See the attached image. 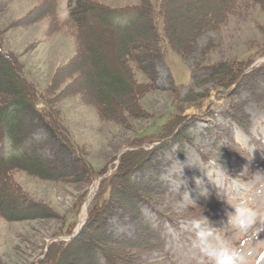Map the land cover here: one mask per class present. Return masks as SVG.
Masks as SVG:
<instances>
[{
	"label": "trees",
	"instance_id": "1",
	"mask_svg": "<svg viewBox=\"0 0 264 264\" xmlns=\"http://www.w3.org/2000/svg\"><path fill=\"white\" fill-rule=\"evenodd\" d=\"M249 1L258 3L264 11V0ZM246 3L247 0H160L154 4L152 0H141L138 5L114 8L98 0H69V16L61 21L58 0H42L23 22L50 17L56 30L60 29L59 24L71 29L77 52L61 69L65 79L60 83L69 80L72 94H80L93 105L101 119L123 122L126 113L138 110L143 94L159 89L157 64L165 57L168 46L185 59L200 54L206 60L214 41L201 49L198 38L210 30H220L230 16L251 14L246 11ZM183 5L196 11L198 22L191 31L178 22ZM1 46L0 39V217L7 221L43 218L48 206L29 197L14 180L16 171L44 179H69L76 175L90 183L102 170H94L87 163L83 145L74 140L55 105L58 96L52 89L57 82L44 92L37 91L23 75L24 67L15 54ZM262 57L264 45L247 56L209 62L203 66L209 69L206 77H193V85L182 99L177 87L172 92L186 104H201L210 97L211 90L204 88L207 83L226 91L228 98L247 93L246 101L230 106L226 118L249 133L245 104L254 101L264 106V63L250 69ZM197 119L173 116L162 125L160 133L134 140L133 149L121 156L117 169L100 180L81 230L76 233V223L71 221L68 229L59 234L72 237L52 241L45 257L35 264H147L141 260L143 255H163L167 242L165 224L178 229L180 218L169 207H162L166 197L179 198L161 178L164 158L175 147L180 154L186 151V145L194 141L191 135ZM39 131L46 134L40 142L35 137ZM204 132L213 138L209 153L200 149L206 162L215 150L232 157H249L230 126L215 120L208 123ZM251 138L263 154L264 143ZM47 147L50 153L44 152ZM75 153L78 157L72 160L70 155ZM145 208L154 213L156 223L146 217ZM185 211L187 217H199L207 212V207L194 206ZM114 220L128 224L130 233L116 234Z\"/></svg>",
	"mask_w": 264,
	"mask_h": 264
},
{
	"label": "rangeland",
	"instance_id": "2",
	"mask_svg": "<svg viewBox=\"0 0 264 264\" xmlns=\"http://www.w3.org/2000/svg\"><path fill=\"white\" fill-rule=\"evenodd\" d=\"M41 1L0 0L1 47L15 54L24 67L23 75L34 84L37 91L44 92L57 82L52 89L58 96L55 105L60 109L74 140L83 145L87 163L94 170H102V173L92 182L86 183L83 182L84 177L82 179L76 175L69 179H44L25 171H16L14 180L28 192L32 200L48 206L49 211L46 217L24 221H7L0 217V262L37 263L45 257L48 242L57 238L63 240L64 236L59 233H64L71 221L77 227L87 216V199L96 195L100 178L117 169L121 156L133 149L131 144L134 140L160 133L162 125L173 116H197L196 127L191 135L194 141L186 145L183 154L178 152V147L167 151L161 174L171 191L179 194L177 200L166 197L162 205L163 208L169 207L173 214H179L178 229L166 223L164 254H146L141 260L144 263L147 261V264H196L194 258L201 256L199 248L202 245L196 239L197 229L193 228V221L206 217L210 223L201 224V229L208 226L222 229L223 240L237 249L243 258L242 264H264V230H259V223L247 233L226 224V212L232 211L231 206L241 201L264 212V153H259L251 138L253 136L264 143V106L254 101L245 104L250 123L247 133L236 122L226 118L230 106L246 101L247 93L228 98L226 91L215 88L213 83H207L204 88L211 90L210 97L201 104H186L184 101L179 102L172 92L173 87H177L182 99L193 85V77H206L209 69L203 66L209 62L236 55L247 56L264 45V11L260 5L247 0L245 9L251 14L240 12L230 16L220 30H210L198 38L201 49L214 41L206 60L200 54L185 59L168 46L165 57L157 64L159 89L143 94L139 98L138 110L126 113L123 122H116L101 119L93 105L86 103L80 94H72L69 80L60 83L59 80L65 79L61 69L66 68L75 56L77 41L67 26L59 24L60 29L56 30V24L52 23L50 17H43L33 23L23 22L24 17L37 8ZM98 1L114 8L134 6L141 2ZM152 1L158 4L160 0ZM68 3L69 0H58L61 21L69 16ZM180 15V25L186 31L193 30L198 22L196 11L183 5ZM215 120L230 126L235 140L246 149L249 157H232L215 150L207 162L204 160L200 149L209 153L213 142V138L204 130L208 123ZM35 137L40 142L46 139V134L39 131ZM44 152L51 151L47 147ZM77 154L70 155V158L77 159ZM200 205L207 207L205 214L199 217L185 216L188 215L186 209ZM144 213L148 219L157 222L149 208H145ZM112 225L116 234L130 233V226L126 223L114 220ZM208 241L215 243L214 236L209 237ZM203 258L208 261L207 257Z\"/></svg>",
	"mask_w": 264,
	"mask_h": 264
},
{
	"label": "clouds",
	"instance_id": "3",
	"mask_svg": "<svg viewBox=\"0 0 264 264\" xmlns=\"http://www.w3.org/2000/svg\"><path fill=\"white\" fill-rule=\"evenodd\" d=\"M231 208L232 211L226 212V224L232 229L247 233L259 223V230H264V212L249 206L246 201H241ZM209 223L206 217L193 221V228L197 229L196 239L202 245L199 248L201 256L194 258L196 264H242L243 258L237 249L223 240L222 229L211 226L201 229V224L209 225ZM213 236L215 243L208 241V238ZM203 257H207L208 261L206 262Z\"/></svg>",
	"mask_w": 264,
	"mask_h": 264
},
{
	"label": "water",
	"instance_id": "4",
	"mask_svg": "<svg viewBox=\"0 0 264 264\" xmlns=\"http://www.w3.org/2000/svg\"><path fill=\"white\" fill-rule=\"evenodd\" d=\"M261 62H264V60H262V61H258L257 64H259V63H261ZM255 65H256V64H255ZM94 195H95V194H94ZM92 198H93V197H92ZM91 200H92V199H91ZM91 200H90V201L87 200V202H86L87 216H86V218H85V220H84L83 222H81L80 224H78L77 232L80 231V229L82 228V226H83L84 223L86 222V219H87V217H88V207H89V204H90ZM70 238H71V237H68L67 239H70ZM59 239H62V238H59ZM54 240H56V239H54ZM54 240H52V241H54ZM52 241H50V242H52ZM50 242H48V244H49Z\"/></svg>",
	"mask_w": 264,
	"mask_h": 264
},
{
	"label": "bare ground",
	"instance_id": "5",
	"mask_svg": "<svg viewBox=\"0 0 264 264\" xmlns=\"http://www.w3.org/2000/svg\"><path fill=\"white\" fill-rule=\"evenodd\" d=\"M93 196H94V195H93ZM93 196H92V197H93ZM92 197H91L90 199H92ZM90 199H89V201H90ZM85 218H86V217H85ZM85 218L82 220V222L85 220Z\"/></svg>",
	"mask_w": 264,
	"mask_h": 264
}]
</instances>
